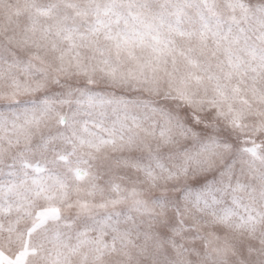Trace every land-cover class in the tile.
Segmentation results:
<instances>
[{"label": "snow or ice", "instance_id": "snow-or-ice-1", "mask_svg": "<svg viewBox=\"0 0 264 264\" xmlns=\"http://www.w3.org/2000/svg\"><path fill=\"white\" fill-rule=\"evenodd\" d=\"M25 7L0 27V229L21 242L0 264H231L246 241L264 264V0Z\"/></svg>", "mask_w": 264, "mask_h": 264}, {"label": "rangeland", "instance_id": "rangeland-1", "mask_svg": "<svg viewBox=\"0 0 264 264\" xmlns=\"http://www.w3.org/2000/svg\"><path fill=\"white\" fill-rule=\"evenodd\" d=\"M50 2V0H0V27L4 26L8 23L9 19L12 20V27H19L22 26L24 23H26L29 18L33 15L32 8L31 7H25V5H36V6H47V4ZM155 2V0H154ZM240 2L244 3L246 6H252L254 7L257 3H259V0H240ZM216 3L218 4V11H220L222 14L229 15L230 11L227 8V4L229 3V0H216ZM248 35L251 37V40L249 41L251 43L252 40H255V36L252 35V32L250 31ZM251 75V73H249ZM103 87V85H101ZM108 91H116L117 94H124V95H143V93H136L132 92L130 89L125 91L123 89H108ZM157 104L160 106H166L170 104L169 101H165L162 97H155L153 98ZM111 119V117H110ZM152 124V120H146L145 126L149 127ZM143 136V133L141 134ZM153 145V151H155V144L154 142L149 141ZM168 152V149L161 150V155H166ZM113 159H118L120 157H129L138 159L141 162L147 163L150 158V153L145 150H137L134 152H118L111 154ZM0 168H4L5 172L7 169L4 165H0ZM60 173L64 174V169L61 167L58 169ZM103 174V181L110 180L113 176H128L131 178H134V173L131 169H121V168H113L111 172L107 171L106 169L100 170ZM11 179V177H8L6 175L0 174V180H8ZM102 181V182H103ZM7 228V221L4 222V229H0V252L6 253L8 256H13L17 253V251L21 247V242L18 239L17 235L15 233H9L6 231ZM247 243L245 242L244 247H234L233 251L236 253L235 256L231 259V264H243V261L241 260V254H247ZM251 243H257L256 241H251Z\"/></svg>", "mask_w": 264, "mask_h": 264}]
</instances>
